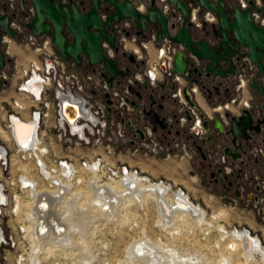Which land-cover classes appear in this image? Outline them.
I'll list each match as a JSON object with an SVG mask.
<instances>
[{
    "label": "built area",
    "instance_id": "built-area-1",
    "mask_svg": "<svg viewBox=\"0 0 264 264\" xmlns=\"http://www.w3.org/2000/svg\"><path fill=\"white\" fill-rule=\"evenodd\" d=\"M159 1L161 10L170 15L172 4L168 0ZM239 1L242 7L247 6L244 0ZM258 1L253 0L254 4ZM198 8L196 6L195 10ZM195 10L191 8L189 19L200 25L201 18ZM4 12L15 13L9 20L15 34L11 36L5 31L0 34L6 57L4 66H0V264H93L95 249L84 239L83 249L69 243L59 244L63 240L61 235L67 233L66 229L56 235L47 224L45 226L47 220H42L41 226L40 213L46 210L44 203L49 199H56L59 204L67 202V193L71 189L86 193L88 187L78 176L84 169L97 171L100 178L115 177L119 168L111 165L104 156L114 154L124 146L145 153L170 154L176 149L175 154L177 150L182 154H193L188 140L201 139L208 132L204 120H212V115L204 111L205 115L201 116L198 105L189 104L183 93L187 81L172 72V56L182 46L180 43L166 38L157 43L154 33L149 40H141L143 47L149 42L154 43L155 54L149 56L146 53L143 69L128 76L123 87L115 89L103 76L105 69L102 66H97V80L94 70L81 74L74 68L73 61L60 54L49 34L34 35L28 29L26 23L33 14L31 4L27 6L23 0H0V14ZM252 14L263 24L264 18L255 11ZM203 16L215 17L208 10ZM176 19L182 20L180 12ZM135 39L132 36V40ZM121 41L125 47L123 37ZM104 46L106 52L112 54L111 48L107 44ZM26 51H32V56L21 61ZM134 53L141 58L142 53ZM160 75L163 81L177 82L173 90L163 82L167 95L177 106L166 119L177 129H185L187 136L184 140L167 142L158 139L145 116L147 108L138 107L130 98L131 94L141 96L144 80L149 83L148 89L157 86ZM130 85L133 90L128 88ZM189 90L196 95L195 85ZM235 99L233 97L230 101ZM67 102L77 107L71 120L64 110ZM137 128L143 131L144 137L136 131ZM72 156L79 157L78 162ZM224 160L222 154L221 161ZM224 169L226 172L230 170L228 165H224ZM253 178L260 184V189L255 194L258 198L251 201L252 206L256 210L261 207V212L257 211L264 216V178L256 173ZM115 219L113 215L94 217L89 227L95 221ZM88 231L89 228L76 234H83L84 238ZM96 242L100 248H107L101 240ZM130 255L127 250L125 257L116 264H124L127 258L130 260Z\"/></svg>",
    "mask_w": 264,
    "mask_h": 264
},
{
    "label": "water",
    "instance_id": "water-1",
    "mask_svg": "<svg viewBox=\"0 0 264 264\" xmlns=\"http://www.w3.org/2000/svg\"><path fill=\"white\" fill-rule=\"evenodd\" d=\"M29 1L33 7V14L29 18L26 26L34 34H49L56 49L65 59L81 62L80 53L87 57L89 65L102 66L105 69L103 76L111 82L116 76L124 77L130 74L129 69L123 70L119 67L114 54L117 50L120 32L126 37L130 36L129 30L123 24H137L138 29L135 34L140 38L146 37L145 32H154L155 40L161 43L165 38L171 42L180 43L183 48H177L172 56V72L181 75L186 81L198 82L192 77V72L198 70L200 78L211 76L224 77L234 74L235 62L232 59L234 53L240 54L236 59L244 58L242 64L255 67L258 74L264 77V24L255 19L252 12L258 13L259 17L264 18V0L262 5L254 4L253 0H247V6L241 7L239 0H168L173 9L170 16L176 18L177 12L183 16L181 24L176 25L175 21H170L160 8L155 6V0L145 10H139L133 0H90V7L82 11L75 2L70 5L59 3V0H23ZM199 6L200 9L210 10L216 17L217 28L214 29L216 36H219V46L209 43L203 36L194 35L191 32L193 22L189 20L192 7ZM24 16L28 13L22 11ZM10 16L8 12L0 14V34L5 31L14 36L15 32L9 25ZM130 25V24H129ZM72 34V40L67 41L64 28ZM147 38V37H146ZM104 44H107L112 54L106 52ZM185 47V49H184ZM190 52L191 56L187 54ZM192 57L193 60H190ZM5 54L0 42V66L5 64ZM195 63V64H194ZM167 86L173 90L176 81L164 80ZM138 86L140 84L137 83ZM207 84L202 83L201 93L211 92ZM143 87L149 88V83L144 80ZM198 87V85H197ZM250 87L257 89L259 94L264 92V79L250 77ZM130 90L133 87L128 86ZM213 88L219 91L214 85ZM204 89V90H203ZM183 93L190 105L197 106L195 94L189 90V85L183 86ZM254 104L260 106L264 111V99L260 103L258 100ZM65 113L71 120L77 113V107L69 102L65 103ZM201 116L205 113L199 110ZM147 120L155 127L157 124L165 127L167 125L165 117H161L152 107L145 110ZM139 121V116L137 117ZM214 125L223 130L226 121L228 127L225 132L232 134V143H235L236 135L249 137V130L259 131V123L264 121V117L256 119L249 107H243L238 115L222 113L212 114ZM257 120V122H255ZM211 120L205 118L204 125L208 126ZM136 131L144 137L140 128ZM224 153L233 158L239 155L233 152L229 145L224 148ZM241 171V169H239ZM221 181L227 178L223 168H218ZM237 180H241V174H237ZM232 182L229 181V184ZM236 187L239 192L240 182ZM264 197V194H263ZM263 205V204H262ZM264 212V210H263ZM43 227L42 219H40ZM245 231L249 229L244 227Z\"/></svg>",
    "mask_w": 264,
    "mask_h": 264
},
{
    "label": "rangeland",
    "instance_id": "rangeland-1",
    "mask_svg": "<svg viewBox=\"0 0 264 264\" xmlns=\"http://www.w3.org/2000/svg\"><path fill=\"white\" fill-rule=\"evenodd\" d=\"M25 3L27 6L30 5L29 1H25ZM83 5L88 8V0ZM125 44L126 46L122 49L123 52L118 55L119 64L121 67H128L131 72H136L141 65L138 67L129 66L128 55L133 54L135 56V53L129 47L130 45H127L126 42ZM30 56H32V51H26L20 60L23 61L24 58ZM74 68L82 74L89 67L83 64L78 66L74 64ZM93 73L95 80H97L99 71L94 70ZM125 78L126 76L119 77L118 82L114 81L111 86L115 89L123 87ZM155 92L153 89L141 88L140 97L131 94L130 98L135 101L138 107L143 106L147 109L152 107L157 113H162V108L157 102L155 105L150 104L151 97L156 99ZM141 98H144V101H138ZM170 103L173 105L172 102ZM155 134L164 141H172L177 137L174 133L164 137L165 130L160 128H157ZM248 156L250 157L246 159L244 164L249 165L246 168L252 167L254 163V157H251L250 154ZM104 158L115 168L122 169V173L125 172L123 166H126L129 171L133 172L134 170L141 176L151 177L152 180H150L153 182L168 184L170 186L169 198H172L177 191L182 190L191 203L202 209L204 217L200 224L188 217H176L173 226L165 228L160 223V216L154 203L150 202L147 205L137 202L129 203L130 205L124 209L118 208L114 221H97L98 224L95 221L94 226L89 227L87 237L83 239L95 249L93 251V254L95 253L93 264H96L97 261V264H116L117 261L125 257L127 245L138 238L141 233H146L148 237L150 235V238L158 244L166 245L168 249L178 250L179 253L187 257H199L202 264H226L228 259L230 264H264V258L257 251L246 257L242 249L233 250L232 237H230L233 229L238 227L237 229L244 230L242 228L244 226L249 229L251 235L260 241L264 248V216L252 206V202L248 201L250 204L247 202L248 207H243L242 202L233 205L227 190L220 183L212 180L210 170L214 167L207 164L203 167L202 159L195 154L144 153L143 150L133 152L131 148L124 146L114 154L105 155ZM72 159L78 162L79 157L72 156ZM237 165L238 163H235V167ZM122 173L120 177L124 174ZM92 175L89 172H83L86 185V181ZM120 180L121 178L115 180V185ZM246 189L247 187L244 188V190ZM86 191H90L89 188ZM93 211L95 209L91 208L92 215H94ZM75 221L77 222V220ZM170 230L174 231L173 234ZM97 239L106 243L107 248H100L96 242Z\"/></svg>",
    "mask_w": 264,
    "mask_h": 264
},
{
    "label": "bare ground",
    "instance_id": "bare-ground-1",
    "mask_svg": "<svg viewBox=\"0 0 264 264\" xmlns=\"http://www.w3.org/2000/svg\"><path fill=\"white\" fill-rule=\"evenodd\" d=\"M262 3V0H259L256 4L262 5ZM245 4L247 5L246 1ZM138 8L143 9V4L140 3ZM193 9L195 10V8ZM199 10L200 7L198 10H195V14L197 11L199 13ZM203 18L211 22H216L217 20L216 17L212 18L210 16ZM127 41L128 40L125 39V42ZM145 47L134 45L132 50L137 53H142L143 55L145 49H147V47ZM123 168L126 170V166H123ZM119 170L120 171L117 172L116 176L113 178H100V174H98L97 171L93 169H84L78 174L79 177H82L83 182L84 171L93 175L86 181L90 191H86V193L81 192L83 198L80 192L71 189L69 193H67V202L59 204L58 200L49 199L48 202L44 203L46 210L40 214L42 220H47L45 226L47 227L48 225L49 228L54 230L53 232L56 235L62 234L60 231L63 229L67 231L66 234L61 235L63 240L59 241V244L69 243L71 246L83 249L85 246L83 234H76V232H85L89 228L90 222L94 217L99 218L101 215L108 217L113 215L114 217L118 208L124 209L126 206L130 205L129 203L132 204L134 202L144 205L150 202L154 203L160 216V223L165 228H171L176 217H188L199 224L203 221L204 214L202 209L198 205L191 203L188 196H186L182 190H179L172 198H169L168 192L170 186L168 184L153 182L149 177L141 176L134 171L128 172L126 170L124 172L125 176L122 177V175L120 177L122 169L119 168ZM119 178H121V180L115 185L114 181ZM67 182L70 181L67 180ZM91 208L95 209V211H93L94 215L91 214ZM74 219L77 220V222ZM237 228L233 229L230 233L233 250L242 249L246 257L252 252L257 251L264 258V248L261 246L260 241L257 240L255 236L251 235L249 230L245 231ZM173 232L174 231H171L172 234ZM150 237L151 236L149 235L148 237L146 233H141L138 238L127 245V250L131 255L129 256L130 260L127 258L124 264H202L199 257H187L179 253L178 250L168 249L165 244V246H163V244L159 243L160 246H157L159 244ZM226 264H230L229 259Z\"/></svg>",
    "mask_w": 264,
    "mask_h": 264
},
{
    "label": "flooded vegetation",
    "instance_id": "flooded-vegetation-1",
    "mask_svg": "<svg viewBox=\"0 0 264 264\" xmlns=\"http://www.w3.org/2000/svg\"><path fill=\"white\" fill-rule=\"evenodd\" d=\"M17 2L19 0H16ZM75 2L77 4V6L79 7L80 10L85 11L90 7V0H88V8L84 7V3L86 0H59V3H66L67 5H70L71 2ZM134 4L136 5V7L138 8V5L141 3L143 4V9H139V10H145L148 6L151 5V1L152 0H133ZM247 3V0H245ZM240 3V1H239ZM31 4V3H30ZM263 4V3H262ZM83 5V6H82ZM241 5V4H240ZM32 6V5H31ZM155 6H157L158 8L161 9V2L159 0H155ZM242 7V6H241ZM195 8V7H194ZM193 9V7H192ZM162 11V10H161ZM205 10H199V16L201 17V24L200 25H196L193 23V26L191 27V32L194 35L197 36H203L205 39H207V41H209V43L214 44L216 46H219V36H216L214 33V29L217 28V24L216 22H211L208 21L206 19H204L203 14H204ZM210 11V10H208ZM163 12V11H162ZM164 13V12H163ZM178 13V12H177ZM165 14V13H164ZM167 15V14H165ZM182 15V14H181ZM168 19L171 21H175L176 25L179 26L181 24L182 20H178V19H174V18H170V15H167ZM183 19V16H182ZM190 20V19H189ZM130 24V25H129ZM123 24L121 26H125V28L127 30H129L130 32V36L126 37L123 33H119L120 37H119V41L117 42V50L114 54L115 59L117 60V63L119 64L118 61V55H120L123 52V41L122 37L124 39H127L129 41H133L134 44L138 47H142L140 44L141 40H149L150 36L152 33L154 32H148L146 31V37H142L140 38L139 36H137L134 32L135 30L138 29L137 24ZM65 35H66V39L67 41H71L72 40V34L71 32L68 30V28H64L63 29ZM155 34V33H154ZM132 36H135L136 39L132 40ZM178 47V45H177ZM178 48H183L178 47ZM185 49V47H184ZM187 54H189V56H191L190 52H188ZM81 57V62L78 64L76 63L74 60L71 59H67L69 61H73L75 65H80L83 64L84 66L89 67L92 70H98L97 65H89L87 63V57L84 53H80L79 54ZM128 59L129 62L133 61L136 62L135 67H138L140 65H144L145 63V57H146V52H144V54L141 56V58H138V60L135 59L136 56H134L133 54H129L128 55ZM237 56H240V54H236L234 53L232 56L233 61L235 62V72L234 74H229L226 75L224 77H220V76H209L208 78H200V76L198 75V70H200V67L198 66V70L192 72V77L196 78L198 80L197 83H195L194 81H187V85L192 86L195 85L197 91H200L201 84L205 83L207 84L206 86H208L211 90L210 93H208L207 91L204 93V97L206 99L210 98L212 96V93H219L220 92V87L223 84H227L228 87V93L224 96V98L220 99V104L221 106L219 107L218 105L214 106V109L220 110L219 113H222L223 111L225 112H229V114H234L232 112V109L236 108L239 113L241 108L243 107H249L251 112L254 114V117L256 119H261L262 117H264V111L260 108V106H257L254 104L255 100H258V102L260 103L261 101H263L264 99V92L262 94H259L256 87L255 88H251L250 87V77H254V78H260V79H264L263 76L259 75L257 70L255 69V67H250V66H245L242 64V60H244V58H239L236 59ZM137 58V57H136ZM190 60H193L192 57H190ZM195 64V63H194ZM95 67V68H94ZM119 67L122 68L123 70L129 69L128 67H121L119 64ZM130 74L126 76V78L128 76H131L133 74V72H131V70L129 69ZM241 77V78H240ZM126 82V80H125ZM124 82V83H125ZM238 84H240L238 86ZM198 85V87H197ZM216 85L219 88V91H216L213 86ZM145 89V88H144ZM148 89V88H147ZM204 90V89H203ZM197 93V92H196ZM246 94H248L249 96L247 97ZM164 97V95H161ZM160 96V97H161ZM236 97V99L234 100V102H231L230 100ZM154 99V98H152ZM226 103V105H224L223 103ZM198 108H199V104L197 102ZM201 110V108H199ZM203 109V108H202ZM201 111H205L208 114H213L216 115V112H212L209 113L207 110H201ZM238 113V114H239ZM159 114V113H158ZM238 114H234V115H238ZM160 115V114H159ZM161 117H165L164 115H160ZM212 122L208 123V130L210 129V125H213L217 132L214 136H211L212 134H209L208 132L201 138V139H195V140H188V144L189 146L193 149V154H195L196 156H198L199 158L202 159V166L204 167L206 164L208 166H213L214 168L212 170H210V176L212 178L213 181L220 183L228 192L232 187H235V194L238 197H241V195L243 194L244 188L250 186L251 188H253L252 191H247L248 195H247V201H252L253 199L256 200L258 198V195L256 196L255 194H257L258 190L260 189V184L258 182L254 181L253 175L259 174L261 178H264V168L262 169V172L258 171L256 169V167H254V163L257 162V159H253V166L252 167H248L246 168V166L249 165H244L245 161L247 158H249L250 156H248L249 154L252 155V152H262V154L264 155V121L260 122V129L258 132H256L255 130H249V137L245 138V137H241L239 135H236L235 137V143H232V134L229 131V133L225 132L227 130L228 127V122L226 121L225 126L223 128V130H219L215 125H214V120H211ZM167 125L165 127H162L160 125H156L155 127L152 125L153 129L156 131L157 128H160L162 130H165V135H163L164 137L168 136L167 134H171L172 131H177L178 129L176 128V125L174 123H168L167 119H166ZM255 122H257V120H255ZM158 138V137H157ZM159 139V138H158ZM162 140V139H160ZM164 141V140H162ZM258 142V143H257ZM226 145H229L230 149L233 152H238L239 155L236 156L235 158H233L231 155L225 154L224 153V148ZM211 147H213L211 149ZM214 147H220V149L218 151H215ZM178 153L180 155H183L182 153H180V150H177ZM172 152H176V149H172ZM177 153V154H178ZM249 153V154H248ZM225 155V160L224 162L221 161V155ZM245 155L244 157L241 158V161L238 163L237 167H235V160L238 157H241L242 155ZM248 154V155H247ZM249 160V159H248ZM264 161V158H263ZM224 165H228L230 170L229 172H226L224 169ZM240 165V166H239ZM252 165V164H250ZM223 168V171L227 174V178L224 179V181H221L219 178V172H218V168ZM239 169H241V171H239ZM126 170L128 172H130L127 168ZM123 169V171H126ZM134 171V170H133ZM135 173H138L136 171H134ZM244 172L247 173L246 176H244ZM124 173V172H123ZM240 173L241 174V180L238 181L237 180V174ZM140 174V173H138ZM123 176H125V174H123ZM150 179V178H149ZM152 180V179H151ZM229 181H231L232 183L229 184ZM237 182H240V188H239V192L238 189L236 187ZM163 183V182H161ZM179 191H177L176 193H178ZM261 208V207H259ZM257 208L258 211L261 212V209Z\"/></svg>",
    "mask_w": 264,
    "mask_h": 264
},
{
    "label": "crops",
    "instance_id": "crops-1",
    "mask_svg": "<svg viewBox=\"0 0 264 264\" xmlns=\"http://www.w3.org/2000/svg\"><path fill=\"white\" fill-rule=\"evenodd\" d=\"M127 43V45H130L129 47L132 49L133 48V46L135 45L134 44V42L133 41H127L126 42ZM145 52L149 55V56H153L154 54H155V45H154V43H152V42H149L148 44H147V49H145ZM135 59L136 60H138V58H136L135 57ZM136 62H133V61H131V62H129L128 64H129V66H135L136 64H135ZM143 67H144V65H141V67H140V71L143 69ZM90 70H92V69H90V68H88L84 73H86V72H88V71H90ZM83 73V74H84ZM133 73H135V72H133ZM118 79H119V77L117 76V77H115V78H113L112 79V81H111V84L114 82V81H116V82H118ZM125 80H126V78L123 80L124 82H125ZM163 76L162 75H160L159 76V79L157 80V83H158V85L157 86H155V87H153L152 89L154 90V91H156L155 92V95H157L156 96V99H155V101H154V99H150L151 100V105H155L156 103L155 102H157L158 103V105H159V107H161L162 108V113H159L160 115H164V116H167V115H169L170 113H172L173 111H176V109H177V106H176V104L174 103V101L172 100V98L171 97H169L167 94H168V92L166 93V91H167V89L164 87V85H163ZM125 84V83H124ZM123 84V85H124ZM120 89V88H119ZM165 91V93H163ZM157 93V94H156ZM228 93V87H227V84H223L221 87H220V92L219 93H212V96L210 97V98H208V99H206L199 91H197V93H196V100H197V102H198V104H199V108H201V110H207L209 113H212V112H216V113H219L220 112V110H217V109H214L213 107L214 106H216V105H218V104H220V99H222V98H224V96L226 95ZM161 94H163L164 95V97L163 96H161ZM133 95V94H132ZM134 96V95H133ZM160 96H161V98H160ZM246 96L248 97L249 95L248 94H246ZM160 99H162V100H160ZM133 100V99H132ZM223 100V99H222ZM134 101V100H133ZM138 101H144V98H141V99H139ZM135 102V101H134ZM163 104H162V103ZM170 102H172L173 103V105L170 103ZM203 108V109H202ZM232 112L234 113V114H238L239 113V111L236 109V108H234V109H232ZM210 129L208 130L209 132V134H212L211 136H214L216 133H218L217 132V130H216V128L213 126V125H210V127H209ZM175 134L177 137H176V139L178 140V139H186V136H187V132L185 131V129H183V128H179L176 132L175 131H172V133L171 134ZM171 134H169V135H171ZM168 135V134H167ZM175 139V140H176ZM171 140V139H170ZM167 142H169V141H167ZM128 148H131V151H133V152H135V151H137L136 149H134L133 147H131V146H128ZM213 147H211V149H212ZM215 148V151H218L219 149H220V147H214ZM145 153V152H144ZM245 155L243 154L241 157H238L236 160H235V162L236 163H239L240 161H241V158L242 157H244ZM251 157H254L255 159L257 158V162H255L254 163V167H256V169L258 170V171H260V172H262V169L264 168V161H263V158H264V155L262 154V152H252V156ZM147 177H149V176H147ZM150 179H152L151 177H149ZM253 190V188H251L250 186H249V188L248 189H246V190H244L243 191V194L241 195V197H238V196H236V194H235V187H232L230 190H229V192L227 191V193H229V199H231L232 201L231 202H233L232 204L233 205H237L238 204V202H242V204H243V207L245 206V207H248V205H247V195H248V193H249V191H252ZM247 191H248V193H247ZM242 200V201H241Z\"/></svg>",
    "mask_w": 264,
    "mask_h": 264
}]
</instances>
